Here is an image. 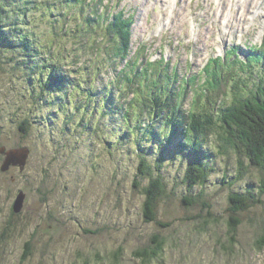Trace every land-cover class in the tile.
<instances>
[{"label":"rangeland","instance_id":"rangeland-1","mask_svg":"<svg viewBox=\"0 0 264 264\" xmlns=\"http://www.w3.org/2000/svg\"><path fill=\"white\" fill-rule=\"evenodd\" d=\"M169 2L77 0L78 7L69 10L74 15L65 26L71 28L68 34L62 32L63 23L54 25L44 18L41 8L29 11L28 18L35 20L40 42L46 48L51 44L57 53L55 62H63L74 75L96 79L97 87H102L118 77L104 18L119 11L135 15L132 54L138 62L169 61V70L180 75L176 84L188 88L184 108L189 109L195 92L205 88L203 70L209 58L224 57L225 50L235 45L241 47L242 58L253 48H264V3L247 14V6L239 11L232 6L234 0H225L227 11L233 13L226 29L216 0H178L174 10L168 8ZM89 15L99 27L90 34L85 23ZM18 48L14 53L8 47L0 50V264H264V248L259 250L256 245L264 234V195L262 203L238 212L241 223L235 233L229 228L232 193H244L252 186L251 192L259 196L264 170L251 164L250 157L235 152L218 155V170L204 184V196L197 197L203 189L198 185L193 193L197 202L188 205L182 182L185 162L180 156L172 160L167 155L162 163L165 193L157 204L156 220L148 219L145 195L134 187L135 141L118 138L124 126L121 121L108 113L100 116L93 104L88 108L74 95L67 104V88L62 92L31 90L25 80V72L31 70L18 65L23 57ZM42 58L52 59L34 56L30 62L42 64ZM114 63L121 70L124 62ZM148 68L149 72L155 70L154 66ZM222 70L225 92L220 99L226 102L236 90L232 79L242 75L245 82L240 86L253 88L254 80L264 78L262 65L251 70L230 64ZM198 73L196 82L189 80ZM40 75L35 70L32 83L37 87ZM127 94L125 99L132 97ZM79 109L89 114L79 113ZM25 120L30 123L28 134L19 128V121ZM161 126L156 124V128ZM211 139L201 152L220 142L216 134ZM19 147L30 148L25 165L11 164L3 170L6 152ZM148 158L154 161L157 153ZM239 159L245 163L240 176L236 174ZM225 171L228 175L223 179ZM19 195L23 199L16 212ZM156 235L164 241L159 255L149 261L136 255L149 248ZM27 246L31 252L24 259Z\"/></svg>","mask_w":264,"mask_h":264},{"label":"trees","instance_id":"trees-1","mask_svg":"<svg viewBox=\"0 0 264 264\" xmlns=\"http://www.w3.org/2000/svg\"><path fill=\"white\" fill-rule=\"evenodd\" d=\"M77 7V0H0V50L8 47L14 53V50L19 47L23 57L17 63L25 70L27 67L31 70V72H25V80L34 92L53 89L62 92L67 88L68 94L65 95L67 104H70L68 99L75 98L72 96L74 95L83 103L87 101L88 108L90 104H93L100 116L108 113L121 121L120 124L124 126L118 138L124 139L125 142L128 140L130 142L132 139L135 141L133 150L136 153L137 164L134 187L141 188L145 195L146 218L154 217L156 220V207L165 193L166 184L162 163L167 155L172 160L180 156L185 162L186 169L182 182L186 185L187 195L184 196V202L188 205L197 202V198L193 197L195 187L198 185L203 187L209 175L218 170L216 168L218 155H230L232 152L245 154L250 157L251 164L264 170V78L258 77L254 80L253 88L250 85L242 88L240 83H244L245 78L239 75L238 78L232 79L236 90L230 101L220 99V95L225 92L222 87L224 80L222 67L241 64L254 70L262 65L264 70V65L261 64L264 61V48H255L245 60L236 53V47L228 51L227 60L217 57L211 59L204 71L206 73L204 90L196 91L190 108L185 109L184 98L187 96L188 88L187 86L184 88V84L182 86L176 84L180 81L178 71L173 73L169 70L170 63L163 60L138 62L131 54V26L135 22V16L132 14L127 16L119 11V13L108 14L104 18L105 34L114 45L111 57L116 63L117 61L126 63H122L120 70L113 61V68L118 77L104 83L102 87H97L96 79L93 80L81 74L74 75L72 70L66 69L63 62L59 60L55 62L53 56L57 53L52 51L51 44L46 48L45 44L40 42V37L34 31L35 20L28 18V12L41 8L44 18L54 25L63 23L62 32L68 34L71 28L66 29L65 26L69 18L74 15L69 14V10ZM80 8L82 10L84 6ZM50 16L55 18L50 20ZM92 18L90 15L85 18L89 34L95 33L99 28L97 22L94 26ZM233 52L237 55L236 57H233ZM45 55L52 59L42 58L44 60L42 64L30 62L34 56ZM148 66H154L155 70L149 72ZM35 70L41 73V78L37 80L40 87L32 83ZM198 78L199 75H192L189 80L196 82ZM250 78L252 79V76L248 77ZM125 92H129L127 95L132 97L126 96L125 99ZM200 100L204 101L200 103ZM110 105L115 106L108 110ZM86 112L87 110L79 109V113L89 114ZM29 124L28 120L19 121V128L24 134L29 133ZM156 124L162 125L161 128H156ZM92 128L97 127L92 126ZM214 134L218 136L220 142L209 147L208 152L206 147L201 152L203 145H208L209 141H206L212 140ZM112 138L116 137L112 136ZM177 138L179 142L175 143ZM150 141L153 143L148 144ZM112 143L113 139L109 140V144L112 145ZM154 153H157L158 158L153 161L148 156ZM237 166L236 174L240 176L245 172L244 161L239 159ZM227 175L228 172L225 171L223 179H226ZM145 178H149L148 184L143 185ZM250 188L244 193L238 192L231 195L232 216L229 220V228L232 233L236 232L241 223V219L237 217L238 212L256 203H262L264 179L259 196L251 192ZM200 192L197 197L201 199L204 196V187ZM204 205L208 209L211 208L209 203ZM208 215L211 213L209 212ZM152 242L149 248L136 252V255L147 261L157 257L164 247V241L160 235H156ZM256 245L259 250L264 248V234L258 239ZM30 252L31 249L27 246V252L24 253L23 258H27Z\"/></svg>","mask_w":264,"mask_h":264},{"label":"bare ground","instance_id":"bare-ground-1","mask_svg":"<svg viewBox=\"0 0 264 264\" xmlns=\"http://www.w3.org/2000/svg\"><path fill=\"white\" fill-rule=\"evenodd\" d=\"M177 1L178 0H170V2H169V6H168V8L169 9H173V7H174V5H176V3H177ZM217 1V3L219 4V5H221V8H222V13H221V17H222V19L223 20H225L226 21V23H225V28L226 29H228V25H227V23L232 19L231 17H232V10H230V9H228V11H227V7H225V5H224V3H223V1L224 0H216ZM264 3V0H234V2L232 3V6L233 7H237L238 9H239V11H241V8L242 7H246L247 6V9H249V10H247L248 11V13L247 14H250L251 13V11H250V9L252 8V7H256L259 3ZM174 10V9H173ZM255 10V9H254ZM253 10V11H254ZM252 11V12H253ZM240 13V12H239ZM241 13H243V12H241ZM170 16H168L167 18H166V20L169 22L170 21ZM161 22H162V19H161ZM161 24V23H160ZM132 49V48H131ZM132 53H133V51H132ZM134 57H135V53L134 54H132ZM160 60H162V58H160ZM121 62V61H120ZM124 63H126V62H124ZM133 64V63H132ZM135 64V63H134ZM133 64V65H134ZM207 67V66H206Z\"/></svg>","mask_w":264,"mask_h":264},{"label":"water","instance_id":"water-1","mask_svg":"<svg viewBox=\"0 0 264 264\" xmlns=\"http://www.w3.org/2000/svg\"><path fill=\"white\" fill-rule=\"evenodd\" d=\"M30 153V149L28 147H19L18 149H10L6 152L5 165L2 167L4 170L5 167H8L11 164L21 165L22 167L25 165L28 154ZM22 195H19L16 200L15 211L18 212L21 207Z\"/></svg>","mask_w":264,"mask_h":264}]
</instances>
